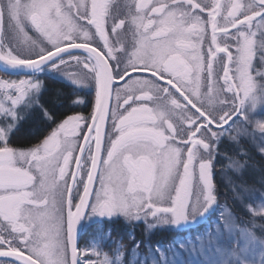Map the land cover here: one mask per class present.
I'll return each instance as SVG.
<instances>
[{
    "label": "snow or ice",
    "instance_id": "6c2138e0",
    "mask_svg": "<svg viewBox=\"0 0 264 264\" xmlns=\"http://www.w3.org/2000/svg\"><path fill=\"white\" fill-rule=\"evenodd\" d=\"M0 62L24 73L0 76V264H123L122 242L112 256L99 247L110 230L79 246L82 222L194 223L218 206L225 139L238 149L224 156L238 174L251 159L244 141L264 156V0H0ZM48 71L93 87L92 111L57 121L41 100ZM35 109L53 127L29 148L13 146ZM228 183L264 217V192L253 206L251 187ZM129 239L135 254L143 241ZM252 239L222 212L180 248L220 254L207 264H256ZM147 247L154 255L143 264H176Z\"/></svg>",
    "mask_w": 264,
    "mask_h": 264
},
{
    "label": "trees",
    "instance_id": "16d2710c",
    "mask_svg": "<svg viewBox=\"0 0 264 264\" xmlns=\"http://www.w3.org/2000/svg\"><path fill=\"white\" fill-rule=\"evenodd\" d=\"M43 77L46 78L44 81L46 90L43 92L41 100L52 112L56 113L57 120H60L63 116L71 112L70 103H72L73 99H87L88 104H92L93 95L87 89L74 88L63 82H53L49 77ZM48 126H50V123L43 120L39 110L35 109L23 120L22 125L19 127L20 132L19 134L16 133L17 137L14 136L13 140L20 145H32L42 138ZM243 146L250 153L251 159L249 166L245 168L243 173L238 174L230 166V162L224 158L225 154L235 156L238 149L225 139L221 147V155L216 158L215 162V184L218 195V206L204 223L186 230L174 229L172 225H159L156 228L148 229L143 221L126 223L121 218L116 223L109 222L106 224L107 229H111L112 231L111 239L113 242H116L111 247H108V243H105L106 248H110L111 251H109L112 253L113 247L121 242L126 248H132L134 241L129 239L130 235H134L138 241H143L140 247L144 250L147 249L145 246L149 244L154 249L159 246V249H162L164 252L169 248L171 250L175 249V246L179 245V241L183 239L194 242L198 236L206 234L214 226L216 223L215 220L217 219V212L223 203H226L228 208L239 219H242L245 215L243 204L234 198L230 186L222 179L221 171L230 167L229 175L231 181L239 183L242 180L252 189H256L261 185L260 181L264 178V156L256 150L251 141H244Z\"/></svg>",
    "mask_w": 264,
    "mask_h": 264
},
{
    "label": "rangeland",
    "instance_id": "374dc122",
    "mask_svg": "<svg viewBox=\"0 0 264 264\" xmlns=\"http://www.w3.org/2000/svg\"><path fill=\"white\" fill-rule=\"evenodd\" d=\"M2 73L0 72V76H2ZM23 76L24 75H22L21 77L5 76V78L19 79V78H23ZM40 78L43 80V82L46 79L42 76H40ZM74 105H77V104H74ZM82 105H84V104H79L77 106H82ZM22 121L20 122V125L22 124ZM20 125H19V127H20ZM256 142L257 143L259 142V133L258 132L256 133ZM229 169H230V167L223 169L221 171L222 179L226 182V184L228 186H229L228 181L230 180V175H229L230 170ZM215 172H216V170L214 167V174H215ZM261 192H264V184H261L256 189H253V192L250 193L248 196H246L245 203L252 204L253 206H255V203L260 200ZM217 205H218V203H217ZM243 207H244L243 211H244L245 215L243 216L242 219H239L235 215V213H233L230 210V208H228V205L226 203L221 204L220 208L217 212V219L215 220V222L217 223L218 218L220 217V214L222 212L225 215H227L228 213H231V215L235 218L236 226L238 229L239 228H246L251 233H253L254 239H252L248 242V247H249L248 255H249L250 260H254L256 262V264H258L260 256L262 254H264V217L252 215L249 213L248 210H246L244 204H243ZM198 218L202 219L200 217H198ZM198 218H197V220H199ZM204 218H206V217H204ZM216 223L214 224V226L216 225ZM190 224H193V223H190ZM190 224H188V225H190ZM188 225H181V226L183 227V226H188ZM181 226H179V227H181ZM214 226L211 227V229H214ZM100 229H102L105 234H107L109 232V230L111 231V229L105 228L104 225L94 226L93 230H90V232L85 236V238L83 239V241L81 243L82 245H80V247L81 248L87 247L89 242L96 236L98 230H100ZM233 235H236L238 239H241V240L245 239L243 234L239 233L238 231L234 232ZM111 237H112V231H111ZM105 243H108L107 246L111 247L114 244L113 240L112 239H105L99 245L101 251L108 252L109 255L112 256L115 253V250H116L117 245L119 243H117L115 245V247H113L112 253H110V251H111L110 248L109 249L106 248ZM181 243H183L185 245V248L189 247V241L183 239L182 241H179V245H176L175 249L171 250V248H169L168 250L164 251V253L168 257H170V258L175 257L176 264H197V262H199V264H207L208 259H220L221 258L219 253H214L211 255L205 253V256H200L199 254H197L196 256L189 257L186 250L180 248ZM191 243H196V241L191 242ZM149 245L145 246L147 248L145 250L142 249L141 247H139V249L136 251L135 254H133V247L128 249L124 245V248L122 249L123 264H143L145 257H148L150 259L154 255V252L149 250V248L147 247ZM151 249H154V248L151 246ZM160 250H162V249H160ZM205 257H207V259ZM156 258H157V260H159L158 256Z\"/></svg>",
    "mask_w": 264,
    "mask_h": 264
},
{
    "label": "flooded vegetation",
    "instance_id": "af4514ba",
    "mask_svg": "<svg viewBox=\"0 0 264 264\" xmlns=\"http://www.w3.org/2000/svg\"><path fill=\"white\" fill-rule=\"evenodd\" d=\"M30 35H34V33H33V32H30ZM66 70L69 71V72L81 71V70L75 69V68H73V67H67ZM0 72H1V71H0ZM1 73H2V72H1ZM4 75H5V76H9V77H14V76H16V77H21V76H22V75H18V76H17V75H8V74H4V73H2V76H3V77H5ZM133 75H135V74H133ZM143 75H145V76H150L149 73H145V74H143ZM41 76H42V77H43V76L49 77L50 79L53 80V82H63V83H65V84H67L68 86H71V87H74V88H78V89H82V90H83V89H87V90L89 91V93H90V94L92 93V95H93V101H92V104H91V105L88 104L87 99H84V100H85V104L82 105V106H77V105H74V104L70 103V106H71V109H72L71 112H70L69 114L63 116L60 120H57V121H61V120H63V119L66 118L68 115H74V114H78V113H82V114H84V115H88V114L92 111V108H93V105H94V97H95V91H94V88H93V87H91V86H87V87L76 86V85H74V84L68 79L67 76L61 75L60 73L53 72V71L45 72V73L41 74ZM117 84H118L120 87H123L124 81H117ZM130 103H131V102H130ZM133 106H134V105H133ZM124 107L127 108L128 105H124ZM121 110H123V109H121ZM22 123H23V121H22ZM48 123H50V122H48ZM21 125H22V124H21ZM21 125H20V126H21ZM52 127H53V125L50 123V126H48L46 132H44L42 138H41L40 140H37L36 143L41 142L42 139H43L45 136L48 135V133L50 132V130H51ZM106 131H107V129H106ZM19 132H20V130H19V128H18V130L16 131V133L19 134ZM16 133H15V135H14L15 137H17V136H16V135H17ZM14 136L12 137V144H13V146L20 147V148H29V147L33 146L34 144H36V143H34V144H32V145H28V146H26V145H20V144H18L16 141L14 142V140H13V139H14ZM214 181H215V174H214ZM120 220H121V218H120L119 220H117L116 222H118V221H120ZM116 222H115V223H116ZM107 223H109V222H108V221H103L102 223H98V222H88V221H84V225H85V226H84L83 229H82V239H81V243H82L83 239L85 238V236L90 232V230H93V227H94V226L104 225L105 228H108V227H106V224H107ZM111 223H113V222H111ZM80 245H82V244H80Z\"/></svg>",
    "mask_w": 264,
    "mask_h": 264
},
{
    "label": "water",
    "instance_id": "95a60500",
    "mask_svg": "<svg viewBox=\"0 0 264 264\" xmlns=\"http://www.w3.org/2000/svg\"><path fill=\"white\" fill-rule=\"evenodd\" d=\"M77 51H79V50H77ZM0 71L3 72V73H5V74H8V75H17V76L18 75H24L23 72H14V71H11V70H5V66L2 64V62H0ZM216 208L217 207H215V209ZM215 209L210 214H208L206 216V218H202V219H199L198 218L199 220H197L193 224H190L188 226H183V227L182 226L181 227H176V226H173L172 225V227L174 229H177V230H186V229H189V228H192V227H196V226L204 223L207 220V218L215 211ZM82 224H84V222H82ZM82 229H83V227H81V228L78 229V237L77 238H78V244H79V246L81 244V239H82Z\"/></svg>",
    "mask_w": 264,
    "mask_h": 264
}]
</instances>
